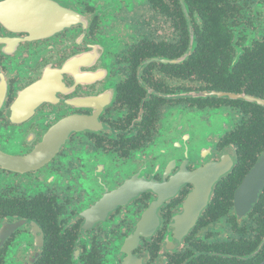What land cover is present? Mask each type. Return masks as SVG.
I'll use <instances>...</instances> for the list:
<instances>
[{
	"label": "flooded vegetation",
	"instance_id": "obj_1",
	"mask_svg": "<svg viewBox=\"0 0 264 264\" xmlns=\"http://www.w3.org/2000/svg\"><path fill=\"white\" fill-rule=\"evenodd\" d=\"M0 264H264V0H0Z\"/></svg>",
	"mask_w": 264,
	"mask_h": 264
}]
</instances>
